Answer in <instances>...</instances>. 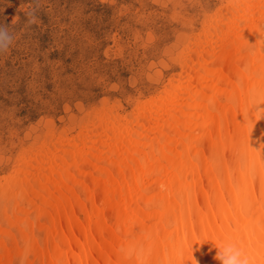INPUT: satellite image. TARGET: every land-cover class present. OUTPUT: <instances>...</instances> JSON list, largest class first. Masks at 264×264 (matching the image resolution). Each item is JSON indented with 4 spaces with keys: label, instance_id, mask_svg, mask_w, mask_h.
I'll list each match as a JSON object with an SVG mask.
<instances>
[{
    "label": "bare ground",
    "instance_id": "obj_1",
    "mask_svg": "<svg viewBox=\"0 0 264 264\" xmlns=\"http://www.w3.org/2000/svg\"><path fill=\"white\" fill-rule=\"evenodd\" d=\"M227 12L179 94L0 187V264H264V0Z\"/></svg>",
    "mask_w": 264,
    "mask_h": 264
},
{
    "label": "rangeland",
    "instance_id": "obj_2",
    "mask_svg": "<svg viewBox=\"0 0 264 264\" xmlns=\"http://www.w3.org/2000/svg\"><path fill=\"white\" fill-rule=\"evenodd\" d=\"M232 1L0 0L11 37L0 53V187L70 152L80 159L99 127L126 133L165 92L179 94Z\"/></svg>",
    "mask_w": 264,
    "mask_h": 264
},
{
    "label": "clouds",
    "instance_id": "obj_3",
    "mask_svg": "<svg viewBox=\"0 0 264 264\" xmlns=\"http://www.w3.org/2000/svg\"><path fill=\"white\" fill-rule=\"evenodd\" d=\"M0 53L6 52L11 37L7 30L0 28ZM215 259L219 264H249L248 257L234 244H225L216 251Z\"/></svg>",
    "mask_w": 264,
    "mask_h": 264
}]
</instances>
